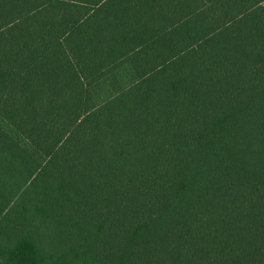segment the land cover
I'll use <instances>...</instances> for the list:
<instances>
[{
    "label": "trees",
    "instance_id": "obj_1",
    "mask_svg": "<svg viewBox=\"0 0 264 264\" xmlns=\"http://www.w3.org/2000/svg\"><path fill=\"white\" fill-rule=\"evenodd\" d=\"M0 264H264V0H0Z\"/></svg>",
    "mask_w": 264,
    "mask_h": 264
},
{
    "label": "rangeland",
    "instance_id": "obj_2",
    "mask_svg": "<svg viewBox=\"0 0 264 264\" xmlns=\"http://www.w3.org/2000/svg\"><path fill=\"white\" fill-rule=\"evenodd\" d=\"M133 78L134 77L132 73L130 72V70H126L123 72L122 81L125 85L131 83ZM96 94L98 98L100 99L99 102H102L104 99L110 96V91L106 85L102 84L96 88Z\"/></svg>",
    "mask_w": 264,
    "mask_h": 264
}]
</instances>
